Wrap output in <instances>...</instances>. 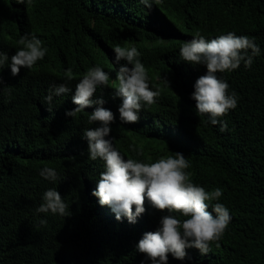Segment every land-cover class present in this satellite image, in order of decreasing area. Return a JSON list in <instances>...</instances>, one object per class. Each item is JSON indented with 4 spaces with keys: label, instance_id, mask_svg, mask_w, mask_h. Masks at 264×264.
Instances as JSON below:
<instances>
[{
    "label": "trees",
    "instance_id": "obj_1",
    "mask_svg": "<svg viewBox=\"0 0 264 264\" xmlns=\"http://www.w3.org/2000/svg\"><path fill=\"white\" fill-rule=\"evenodd\" d=\"M198 27L214 37L229 31L246 35L260 47L251 69L241 63L217 73L238 97L237 107L219 118L227 123L224 132L197 113L191 98L206 66L182 60L179 52ZM26 33H34L48 51L32 69L22 67L13 76L11 57ZM117 44L137 48L150 87L161 93L133 124L120 120ZM0 52L9 58L0 69V264H152L136 245L169 213L146 200L145 212L132 224L102 206L92 192L104 161L89 159L83 138L85 129L100 126L88 122L96 106L74 118L65 114L77 107L76 84L95 66L110 76L109 86L98 87L92 97H102L115 117L105 139L125 160L155 162L179 152L190 164L186 171L193 183L223 191L208 209L217 202L229 209L232 219L221 240L205 255L196 248L186 249L184 260L169 254L168 264H264V0H161L150 9L140 0H0ZM69 68L75 78L66 81ZM61 83L70 91L54 97L50 111L45 97ZM43 167L54 168L60 179L42 178ZM51 188L71 215L36 212Z\"/></svg>",
    "mask_w": 264,
    "mask_h": 264
},
{
    "label": "clouds",
    "instance_id": "obj_2",
    "mask_svg": "<svg viewBox=\"0 0 264 264\" xmlns=\"http://www.w3.org/2000/svg\"><path fill=\"white\" fill-rule=\"evenodd\" d=\"M140 2L150 9L153 4L159 5L161 0ZM16 3L25 4V0H16ZM18 44L22 47L11 57L13 76L18 75L22 67L32 69L37 61L44 59L48 51L34 33L22 35ZM113 52L115 63L120 65L116 73L118 85L115 88L116 95L122 98L120 120L127 124L137 123L140 110L156 103V98L161 94L160 89L152 90L150 87L148 70L141 62V53L135 46L122 47L117 44ZM179 52L182 60L192 65L206 66V74L195 81L191 98L196 102L198 114H207L212 125H219L221 132L226 131L227 123L219 118L237 107L238 97L234 91L229 94V84L218 78L217 73L236 70L241 63L246 69H251L253 58L260 55V47L255 43V38L250 39L231 31L214 37L198 27L197 32L191 34L190 40L182 44ZM8 59L6 53L0 52V69ZM121 61L125 63L121 64ZM64 76L66 81L75 78L70 68ZM109 79V73L101 67L90 68L76 84L72 102L77 107L65 113L74 118L86 108L96 106L88 115V122H99L100 126L85 129L83 138L88 142L89 159L95 161L100 158L104 161L105 170L100 173L92 195L99 198L102 206H108L118 221L126 217L129 223H136L137 217L145 212L146 200L153 208L169 213L161 217L156 231L145 232L136 245L137 251L145 254L152 264H168L169 254L177 260H184L186 249L189 248L198 249L201 255L209 253L211 244L221 240L232 219L229 209L222 203L211 204L212 211L208 210L209 202L221 198L222 189L208 192L193 183L191 173L186 171L190 164L179 152L174 156H162L155 162H141L132 158L125 160L112 141L105 139L111 131L109 125L115 119L113 113L103 107L105 100L102 97L92 98L98 87L109 86ZM164 83L169 87L167 80ZM69 91L67 83L53 86L45 97L49 110L52 109L54 97ZM130 148L137 155L142 154L133 145ZM39 175L52 182L60 179L57 171L51 167H43ZM42 199L43 202L36 208L37 213L50 212L63 217L71 215L55 188L46 190ZM172 213H181L188 219L180 220ZM40 224L46 225L47 220L41 219ZM216 246L219 247V243Z\"/></svg>",
    "mask_w": 264,
    "mask_h": 264
}]
</instances>
